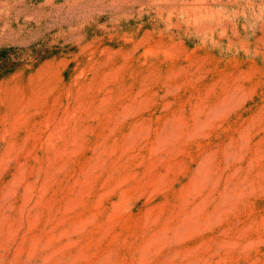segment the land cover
<instances>
[{
    "label": "rangeland",
    "instance_id": "rangeland-1",
    "mask_svg": "<svg viewBox=\"0 0 264 264\" xmlns=\"http://www.w3.org/2000/svg\"><path fill=\"white\" fill-rule=\"evenodd\" d=\"M0 264H264V0H0Z\"/></svg>",
    "mask_w": 264,
    "mask_h": 264
}]
</instances>
